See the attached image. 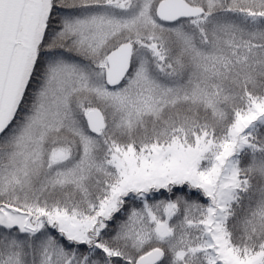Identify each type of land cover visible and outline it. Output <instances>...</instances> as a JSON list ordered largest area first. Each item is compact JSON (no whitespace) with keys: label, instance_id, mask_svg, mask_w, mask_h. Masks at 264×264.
<instances>
[{"label":"snow or ice","instance_id":"1","mask_svg":"<svg viewBox=\"0 0 264 264\" xmlns=\"http://www.w3.org/2000/svg\"><path fill=\"white\" fill-rule=\"evenodd\" d=\"M0 264H264V0H0Z\"/></svg>","mask_w":264,"mask_h":264},{"label":"trees","instance_id":"2","mask_svg":"<svg viewBox=\"0 0 264 264\" xmlns=\"http://www.w3.org/2000/svg\"><path fill=\"white\" fill-rule=\"evenodd\" d=\"M193 198H194V199L196 198V195H195V194L193 195Z\"/></svg>","mask_w":264,"mask_h":264}]
</instances>
